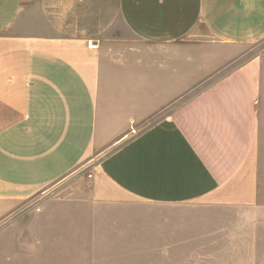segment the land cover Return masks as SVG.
<instances>
[{
    "label": "crops",
    "instance_id": "0c3cea01",
    "mask_svg": "<svg viewBox=\"0 0 264 264\" xmlns=\"http://www.w3.org/2000/svg\"><path fill=\"white\" fill-rule=\"evenodd\" d=\"M263 40L264 0H0V264L109 261L129 206L255 207Z\"/></svg>",
    "mask_w": 264,
    "mask_h": 264
},
{
    "label": "rangeland",
    "instance_id": "374dc122",
    "mask_svg": "<svg viewBox=\"0 0 264 264\" xmlns=\"http://www.w3.org/2000/svg\"><path fill=\"white\" fill-rule=\"evenodd\" d=\"M257 46L256 51L264 52V40ZM260 153L255 207L183 211L174 220L171 213L129 206L126 217L117 220L127 228H113L111 239L105 240L110 244L101 247L110 260L96 264H264V149ZM67 185L54 187L50 195ZM169 221L174 228H152ZM168 236L176 237V244L161 245Z\"/></svg>",
    "mask_w": 264,
    "mask_h": 264
},
{
    "label": "built area",
    "instance_id": "2783aa9c",
    "mask_svg": "<svg viewBox=\"0 0 264 264\" xmlns=\"http://www.w3.org/2000/svg\"><path fill=\"white\" fill-rule=\"evenodd\" d=\"M132 132H134V131H132ZM88 178H91V176H90V175H88Z\"/></svg>",
    "mask_w": 264,
    "mask_h": 264
}]
</instances>
